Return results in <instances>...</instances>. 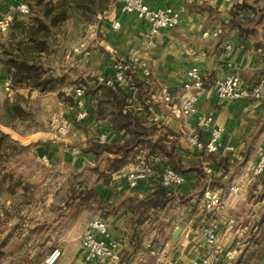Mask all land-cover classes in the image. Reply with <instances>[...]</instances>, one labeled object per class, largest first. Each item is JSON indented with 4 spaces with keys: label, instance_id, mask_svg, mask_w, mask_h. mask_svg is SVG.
<instances>
[{
    "label": "crops",
    "instance_id": "crops-1",
    "mask_svg": "<svg viewBox=\"0 0 264 264\" xmlns=\"http://www.w3.org/2000/svg\"><path fill=\"white\" fill-rule=\"evenodd\" d=\"M144 1L153 9H179V25L162 30L148 51V23L121 13L118 3L111 5L93 23L97 37L87 50L75 52L80 41H58L43 54L45 67L56 79L53 89H13L0 50V114L16 96L25 101L24 130L0 120V131L9 141L8 149L0 152L6 167L2 173L13 174L5 184V190L10 186L12 191L0 193V252L6 238L12 243L26 237L28 260L18 264H44L56 248L62 252L56 264H86L81 241L92 217L106 222L111 241L121 250L120 264H191L202 258L209 264H264V172L258 176L253 172L264 153V0ZM22 2L26 3L0 0V16L16 17ZM236 6H243L241 14ZM236 13L235 19L258 21L241 26L234 22ZM113 20L121 22L119 31L111 29ZM7 35L0 34V46ZM135 53L149 60L152 76L139 77L137 100L126 91L118 92L125 97L123 115L135 117L145 130L142 144L126 154L117 150L96 154L91 145H102L98 143L102 135L108 137L104 144L108 146L132 142L129 130L116 128L109 114H99V79L111 73L116 56ZM51 57L52 62L47 61ZM192 67L205 77L200 112L213 116L214 125L225 131L224 145L233 151L208 154L191 141L195 133L202 140L211 135L210 128H199L197 116L178 113ZM232 74L248 87L261 86L262 99H218L216 81ZM79 87L86 91L88 118L60 137L50 121L55 115L66 121L75 118L72 106ZM165 93L172 102L163 100ZM72 148L79 154L71 153ZM142 163L150 166V175L132 189L128 174ZM166 166L185 177L182 186L162 187ZM208 190L222 197L223 208L207 210ZM87 212L88 218L82 220ZM206 226L216 229L213 246L203 236ZM177 229L180 233L173 241Z\"/></svg>",
    "mask_w": 264,
    "mask_h": 264
},
{
    "label": "built area",
    "instance_id": "built-area-1",
    "mask_svg": "<svg viewBox=\"0 0 264 264\" xmlns=\"http://www.w3.org/2000/svg\"><path fill=\"white\" fill-rule=\"evenodd\" d=\"M121 13L134 14L137 18L148 23L149 27L145 33V50H152L156 45L159 33L164 29H172L180 23L181 11L175 7L168 6L165 8L153 9L144 0H117ZM18 13L29 15L30 7L27 3L22 2L17 7ZM14 16H0V34L5 35L11 28ZM113 31L121 29V22L113 20L110 22ZM97 37L95 24L91 26L90 40L80 41L75 52H83L88 49L91 40ZM111 73L99 79L101 84L116 89L120 88L129 93L132 101L137 100L139 77L150 79L152 70L150 62L141 54L130 56H116L111 65ZM185 91L180 101L178 113L182 117L197 116L199 128H210L211 135L208 140H202L198 133L191 137L192 143L200 150L208 154H214L221 151H233L232 147L225 146L222 137L224 129L214 125V118L210 114L200 112V99L206 91L205 77L197 67L190 68L186 73L183 84ZM86 94L84 87L75 90V101L72 109L76 115L72 121H66L62 116L55 115L50 121V126L60 137L68 135L76 124H80L88 118V110L84 101ZM214 94L221 100L233 101H256L263 97L261 86L248 87L243 84L237 74L227 76L223 80H218L214 86ZM165 102H172L173 97L169 93L163 95ZM108 137L102 135L98 139L99 144H106ZM71 153L78 155L79 150L72 148ZM151 168L148 164H140L134 171L128 174V183L132 189H136L139 184L147 179L150 175ZM253 172L256 176L264 172V153L254 165ZM185 177L171 166H166L161 175V185L165 189L182 186ZM234 191L237 190L233 189ZM208 202L206 208L208 211L221 209L224 206L222 197L211 191L206 192ZM203 236L209 246L215 245L217 241L216 229L213 226L203 227ZM83 258L86 264L91 263H109L120 264L121 251L119 246L111 241V234L105 221L99 217H93L87 223L81 241ZM61 250L56 248L46 258L44 264H56L61 257ZM191 264H209L208 258L193 261Z\"/></svg>",
    "mask_w": 264,
    "mask_h": 264
},
{
    "label": "trees",
    "instance_id": "trees-1",
    "mask_svg": "<svg viewBox=\"0 0 264 264\" xmlns=\"http://www.w3.org/2000/svg\"><path fill=\"white\" fill-rule=\"evenodd\" d=\"M25 1L30 7L28 19L20 18V13L16 17L14 16L11 28L7 33V41L0 46L3 70L8 74L13 89L23 87L40 90L53 89L56 85V79L49 71L50 69L45 67L43 54L48 53L58 44V41H51L56 34L55 30H59L62 24L68 21L73 14L78 18L90 21L89 24L92 23L99 14L105 11L103 10L104 5L108 0ZM243 9V6H236L235 8L238 13L242 12ZM239 14L236 13L233 17L234 22L241 26L245 23L258 21L247 17L235 19V16H239ZM99 86L102 90V97L99 100V114L102 116L109 114L114 126L129 130L133 138L132 142L124 147L92 144L91 150L96 154L105 150H117L122 153L142 144L141 137L145 130L139 125L135 117L122 113L126 105L125 97L118 92L122 90L120 88L113 89L104 84ZM24 102L23 97L16 96L13 103H7L4 106L0 120L10 124L17 118H23L25 116ZM6 138V134L0 131V152L6 151L3 146ZM5 168V161L0 157V193L12 191L10 186L8 190H5V184L13 180V174L2 173Z\"/></svg>",
    "mask_w": 264,
    "mask_h": 264
},
{
    "label": "rangeland",
    "instance_id": "rangeland-1",
    "mask_svg": "<svg viewBox=\"0 0 264 264\" xmlns=\"http://www.w3.org/2000/svg\"><path fill=\"white\" fill-rule=\"evenodd\" d=\"M56 1V0H53ZM117 3V0H108L106 1L104 5L105 11H108L111 5H115ZM102 4V3H101ZM106 8V9H105ZM104 13V12H103ZM102 13V14H103ZM23 19H28L29 15H22L20 14ZM20 17V16H19ZM95 20V21H94ZM91 20L92 23L89 24L90 21L84 20L83 18H78L77 16H74V14L71 16V18L62 24L61 28L59 30H55V36L51 39V41H66V43L74 42V41H84L90 40V26L93 25L94 22H96V18ZM92 41V40H91ZM57 51V50H56ZM69 52V49L68 51ZM55 54L54 56H56ZM53 57L51 59H47V61L52 62ZM26 116L23 118H17L14 120L13 123L17 124V128L20 130H24L26 127L25 124ZM4 148L7 150L9 147V141L6 140L5 144H3ZM19 150V158L21 162L25 161V155L21 153V150ZM22 175L18 174L16 177L20 178ZM90 213L87 212L86 214L81 215L82 220H86L88 218V215ZM93 218V217H92ZM90 221V220H89ZM88 221V222H89ZM5 239V238H4ZM7 243L4 245L5 250L4 252H0V264H18V263H26L28 260L27 251L30 249L26 237H21L20 239H15L14 242H10V238H6ZM121 251V250H120ZM102 264H109V263H102Z\"/></svg>",
    "mask_w": 264,
    "mask_h": 264
},
{
    "label": "water",
    "instance_id": "water-1",
    "mask_svg": "<svg viewBox=\"0 0 264 264\" xmlns=\"http://www.w3.org/2000/svg\"><path fill=\"white\" fill-rule=\"evenodd\" d=\"M179 233H180V229H177V230L175 231L174 235H173V241H176V239H177Z\"/></svg>",
    "mask_w": 264,
    "mask_h": 264
}]
</instances>
